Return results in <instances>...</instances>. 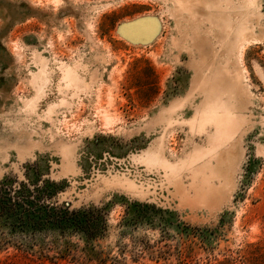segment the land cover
Here are the masks:
<instances>
[{"label":"rangeland","instance_id":"1","mask_svg":"<svg viewBox=\"0 0 264 264\" xmlns=\"http://www.w3.org/2000/svg\"><path fill=\"white\" fill-rule=\"evenodd\" d=\"M203 1L0 0V180L26 171L107 213L94 241L0 216V264H264V0ZM206 3L250 37L228 51ZM222 69L239 79L222 97L234 138L174 175L149 170L144 150L175 165L207 147L183 121Z\"/></svg>","mask_w":264,"mask_h":264},{"label":"trees","instance_id":"2","mask_svg":"<svg viewBox=\"0 0 264 264\" xmlns=\"http://www.w3.org/2000/svg\"><path fill=\"white\" fill-rule=\"evenodd\" d=\"M59 188V183L48 179L29 178L26 171L22 180L3 177L0 180V216L14 229L26 233H77L89 241L101 237L107 228V213L103 208H73L70 203H60L56 199Z\"/></svg>","mask_w":264,"mask_h":264},{"label":"bare ground","instance_id":"3","mask_svg":"<svg viewBox=\"0 0 264 264\" xmlns=\"http://www.w3.org/2000/svg\"><path fill=\"white\" fill-rule=\"evenodd\" d=\"M203 1V0H202ZM206 2L203 1V3ZM229 2V1H228ZM252 2V1H251ZM247 5V4H246ZM201 6V5H200ZM206 8L208 9H216L218 12L216 13H212L215 18H217V24H219V32H220V36L223 35L224 39L223 41L225 42L226 39L229 40V42L226 44L225 48L230 51L233 48H237L240 46L241 42L247 38V36H249L250 30L247 28L245 21H241L239 26H237L236 29H233L230 27V19L229 18L231 16L226 15L225 13L221 12L218 10L217 5H211L209 3L205 4ZM250 6V5H249ZM242 8V7H241ZM247 10L248 7L246 6ZM183 10H187L189 11V7L186 4H183L180 6L179 11H183ZM207 10V9H206ZM242 10V9H241ZM186 11V12H187ZM212 11V10H211ZM253 13V12H252ZM175 14V13H174ZM196 14V13H195ZM259 15V13H257ZM176 15V14H175ZM252 15V14H251ZM257 15V16H258ZM208 16V15H207ZM247 16V14H246ZM239 17V16H238ZM237 17V18H238ZM259 17V16H258ZM212 18V17H211ZM212 18V19H215ZM236 18V19H237ZM246 18V17H244ZM207 19V18H206ZM205 19V21H206ZM211 20V19H210ZM259 20V19H258ZM177 21V19L175 20ZM187 21V20H186ZM209 21V20H208ZM235 21V20H234ZM210 22V21H209ZM211 22H214V20ZM235 24V23H234ZM211 26V24H209ZM216 25V24H215ZM233 26V25H232ZM217 27V25H216ZM182 28V27H181ZM184 28V27H183ZM254 28V27H253ZM207 29V28H206ZM212 29V27H211ZM210 30V29H209ZM231 30H233V33L231 32ZM209 32V31H208ZM207 32V33H208ZM232 33L233 38L231 37V39L229 38V34ZM218 34V33H217ZM253 34V33H252ZM219 35V34H218ZM198 37V36H197ZM250 37V36H249ZM256 37V36H255ZM216 38V37H215ZM219 38V37H218ZM222 39V37L220 38ZM222 41V42H223ZM223 45V44H222ZM243 48V47H242ZM243 50V49H241ZM232 53V52H231ZM242 53V52H241ZM234 62V61H233ZM45 66V64L43 65ZM41 65V67H43ZM41 69L39 68V71ZM38 71V72H39ZM221 72V75H218V78L216 77V79L218 80V84H216V88H210L209 92L206 93L207 96L205 97L204 102L201 104V106L197 109L196 113L193 115V117L190 120L187 121H183L185 124L189 125V128L191 131H198L200 133H206L207 134V138H208V144L207 147L204 149L201 148H192L193 153L190 155L191 158L188 159L187 161H181L180 164H170L168 163L164 157L161 155V152L159 151V147L157 146L156 148H151L149 150H144L145 153L143 154V156L141 158L144 159V164L147 168H150L149 170H151V168H156V169H162L165 174L168 175H174L176 174L177 171H181V169L183 170V168L188 167L186 165H192L193 163L198 162L199 160H201L204 157H207L208 155H211L212 153H214L215 151L217 152L219 150L220 147H223V145L227 144L229 141H231L234 135V133L236 132V128H237V118L235 117V114L232 113V111H230L229 109H226L225 104L226 102H224V100L226 101V99H238L239 98V94L240 91L238 92V80L237 78H235V76H231L230 72L228 70H219ZM218 71V72H219ZM72 72V71H71ZM217 72V73H218ZM234 72V71H233ZM40 73H38L37 75H39ZM75 74V73H73ZM37 75L36 78L37 79ZM44 76V74H43ZM41 78H42V74H41ZM44 78V77H43ZM42 78V80H43ZM41 81V79H39ZM213 82V80H212ZM34 83H36V81H34ZM45 83V81H44ZM208 83V82H207ZM43 84V83H42ZM244 84V83H243ZM205 85V84H204ZM45 86V85H44ZM43 87V86H42ZM206 87V86H205ZM244 87V86H243ZM40 87H38L39 89ZM46 88V87H45ZM38 89H35L38 91ZM44 92V91H43ZM42 92V93H43ZM38 93V92H37ZM44 94V93H43ZM39 95V94H38ZM36 96V95H35ZM225 97L224 100L222 97ZM40 97V95H39ZM38 98V96H37ZM31 99V98H30ZM35 99V98H33ZM40 99V98H39ZM26 103V102H25ZM34 101H29L27 102V106H29L30 108L33 107L34 105ZM175 103V102H174ZM23 104V102H22ZM36 104V103H35ZM179 104H175L170 111H174V109L179 108ZM23 111V110H22ZM24 112V111H23ZM27 113V112H26ZM239 119V118H238ZM163 120V119H162ZM243 121V120H242ZM163 122V121H162ZM212 128L211 131H208V128ZM209 128V129H210ZM197 146V145H195ZM199 146V145H198ZM231 147V145H230ZM232 148V147H231ZM218 149V150H217ZM226 150V149H225ZM229 150V149H228ZM26 151V150H25ZM192 151V150H191ZM22 152H24L22 150ZM27 153V152H26ZM30 153V152H29ZM190 153V152H189ZM188 155V154H187ZM213 155V154H212ZM215 155V154H214ZM141 156V154L139 155ZM189 156V155H188ZM137 157V156H136ZM187 157V156H186ZM213 157V156H212ZM135 158V157H134ZM133 160L137 161V159L135 158ZM205 159V158H204ZM217 159V158H216ZM140 160V159H139ZM138 162V161H137ZM141 163V162H140ZM199 163V162H198ZM201 164V163H200ZM206 164V163H204ZM208 164V163H207ZM206 164V165H207ZM206 167V166H205ZM191 168V167H190ZM189 168V169H190ZM194 168V167H193ZM202 169V168H201ZM206 169V168H205ZM195 170V169H194ZM196 171V170H195ZM199 173V172H198ZM200 174V173H199ZM201 176V175H200ZM202 177V176H201ZM170 178V177H169ZM111 183V182H110ZM113 184V183H111ZM115 185L118 186H123L124 188H126L127 190H131V192L135 189H137L136 185L133 182H130L128 180L125 181H119V179L117 181H115ZM219 189V188H217ZM220 191V190H219ZM137 192V191H136ZM140 192V191H139ZM202 192V191H201ZM189 193V192H188Z\"/></svg>","mask_w":264,"mask_h":264}]
</instances>
